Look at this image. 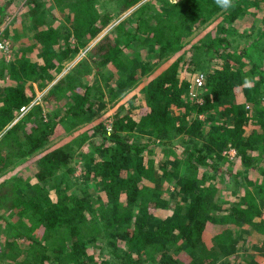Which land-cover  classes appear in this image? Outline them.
<instances>
[{"label":"trees","instance_id":"trees-1","mask_svg":"<svg viewBox=\"0 0 264 264\" xmlns=\"http://www.w3.org/2000/svg\"><path fill=\"white\" fill-rule=\"evenodd\" d=\"M128 1L123 9L136 0ZM103 2L68 3L69 24L65 31L60 29L62 34L48 28L40 0H26V12L18 10L25 27L31 25L34 34L32 43L18 49L19 58L8 69L10 84L0 95V170L14 159L23 161L39 150L47 152L36 160L41 169L33 182L27 183L28 193L23 197L18 190L20 177L6 173L0 180L1 197L19 195L20 199L10 202L17 214L25 217L18 233L0 245V264H234L227 254L239 238L249 237L243 225H252L264 237V208L245 189L231 214L215 212L217 189L210 183L215 174H197V170L213 168L208 160H224L222 153L230 148L245 161L250 159V151H264V47L257 51L264 44V15L262 32L251 45H236L220 32L184 43L185 35L221 10L215 0L166 1L163 9L145 15L146 3L129 26L126 19L114 22L111 12L116 8ZM18 3L0 2V24L17 12ZM233 3L230 14L224 16L231 20L244 10H264V0ZM202 7L208 16L200 11ZM61 38L65 49L57 52L54 47ZM37 43L43 53L32 61L27 54ZM87 46L88 59L81 62L84 71L97 73L116 66L118 77L110 87L116 94L133 87L148 67L147 60H142L144 67L140 65L136 53L128 57L131 48H158L161 53L186 48L188 53L183 52L141 87L143 97L137 105L113 115L109 133L106 123L94 121V114L101 109L89 83L82 85L84 93L75 89L65 95L68 88L61 78L35 100L31 80L40 77L39 89H45L56 79L51 70L58 74L71 52ZM201 53L215 60L211 66L202 65ZM200 74L204 75L202 88H208L203 100L189 94ZM5 76L2 69L0 78L6 80ZM56 98L60 105L52 104ZM63 98L67 99L64 104ZM23 107L27 109L24 113ZM213 113L218 115L211 121L208 116ZM85 123L89 130L82 128ZM63 133H69V139L49 147L53 138ZM183 136H189L190 145L176 144L188 140ZM91 145L93 152L83 151ZM160 151L163 156L158 160ZM76 153L82 159L84 180L71 182L74 189L69 191L57 184L61 188L55 197H46L44 180L69 168ZM261 160L264 163V155ZM68 171H73L72 167ZM249 184H253L251 179ZM90 186L100 189L101 195L95 198ZM5 189L7 195L1 191ZM168 192L179 195L180 201L174 202L171 214L159 218L157 212L171 202ZM260 195L263 199L264 191Z\"/></svg>","mask_w":264,"mask_h":264},{"label":"rangeland","instance_id":"rangeland-1","mask_svg":"<svg viewBox=\"0 0 264 264\" xmlns=\"http://www.w3.org/2000/svg\"><path fill=\"white\" fill-rule=\"evenodd\" d=\"M72 1L74 0H40V2L43 4V8L41 11L44 15L48 16V28L52 27L54 29H57L61 32V34L62 31L66 30L65 28L69 24V20H67V17H69L68 3ZM103 1L106 7L109 6L110 9L111 7L116 8V10L111 12L115 17L114 22H119L123 19H126L125 21L126 23L128 22L129 26L131 21L132 23H134V19L141 11L142 5L146 3L149 4L145 13V15H147L148 12L149 14H151L154 12V10L156 11L157 9H163L164 3L166 1L177 2L179 0H136L134 4L130 5L125 9H123V7L126 6L125 4L129 2L128 0ZM0 2L3 3L4 0H0ZM24 3H26V0H19V7L17 9V12H19V14L16 15V12L14 15L7 16L5 21L0 24V35L5 33V36H0V43H2V46L0 47V71L3 69L4 73H7V76H5L6 80L0 78V95L3 93V88L7 85V83L10 84V80L8 78V69H11V64H15L16 60L19 58V56H16L17 51H19L18 49L21 50L22 48H24V46L32 43L30 41L32 35L34 34V31H32L33 29L31 25L25 27V24L23 22L25 21L24 16L20 13V11H18L21 9L22 13L26 12V7H24L25 5H23ZM202 8L200 11L205 16H208L209 13L204 7ZM256 10L260 11V13H258V11ZM255 11L257 12V14L254 13ZM226 14H230V8L228 10L221 9L218 13L210 16L206 20V22L194 28L192 34H188L187 36L185 35L183 42H196L199 40H203V38L207 36V34H210V32H220L222 33V35H225L231 41H233L236 45H251L255 37H257L262 32L261 18L264 15V10H259L258 8H252L248 11L244 10L238 15V17L235 16L236 18L234 20L224 17ZM61 28L63 29L62 31L60 30ZM97 40H99V37L93 42H91V46ZM70 41L74 47V38L71 37ZM263 47L264 44L261 43L257 51H261ZM41 48L42 46L37 43L36 48L32 52H28L27 55L32 61L39 59L38 55L41 56V54L43 53ZM89 48L90 46H87L85 48L79 49L76 52H71L72 57L64 61L61 71L58 74H56V71L54 69L51 70V73H55L56 79L47 84V80L44 78L42 81L43 83L47 84L45 89H39V81H41L40 77H38V79L31 80V83L33 88L35 89V93L37 94L35 100L40 99L45 93L47 94V90H49L50 87L61 78L65 80L66 87L68 88L65 92V95H70L72 93V90L75 89L79 93H84V88L82 87V85L85 83H89V85L94 88L95 97L97 96L98 98L97 107L101 109L94 114V121L102 120L106 124L112 123V117L116 112H119L124 109H132L135 105H137L143 97V95L139 91L141 87H143L145 83L149 81L154 75L159 72H162L175 58L179 57L183 52L188 53L186 51V48H184L183 50L178 49L174 51H167L165 53H161L158 48H131V52H128V57L131 56V58H133L136 53L140 57V65L144 67V64H142V60H147L148 67L143 68V70L145 71L143 73V76L140 77V79L134 84L133 87L129 88L127 91L121 94H116L114 91L110 90V87L113 85L114 81L118 77V71L116 66L113 68L109 65L110 68L106 67L104 71H100L97 73L84 71L86 68L83 64H81V62L84 59H88L87 54ZM54 49L57 52L65 49L63 38L60 39V43H58L54 47ZM200 57L203 66H211V64H213V62L215 61L211 60L210 58H206V55L204 53H201ZM76 68L77 70L75 71ZM114 74L116 75V77H113ZM67 75L71 77L68 78ZM202 87L203 86L199 87L194 84L193 88L189 90V94L196 97L197 100L200 98L201 100H203L202 95H205L208 88ZM262 100L264 101V98H262ZM64 102H67V99L63 98L61 100L62 104H64ZM47 104L48 103H45V105ZM52 104L60 105L59 99L56 98L52 102ZM246 105L247 107H251L250 102H247ZM44 108L46 109V107ZM249 109L251 110L253 109V107ZM26 110L24 112H26ZM217 115V113H213L211 114V117L208 116V119L212 121V119ZM200 117L204 119L206 117L205 113L204 115L201 114ZM82 128L84 130H89V123H85ZM1 135L2 133H0V137ZM68 135L69 133H63L62 135L55 136L53 138L52 144H50L49 147L60 144L61 139L65 137L69 139L70 136L68 137ZM146 137L148 136L146 135ZM181 138L182 136L178 135L177 140L180 141ZM184 138H187L188 140L184 143L176 144H180V147L190 145L191 140L189 139V136H186ZM200 143H202L201 140ZM87 145L88 144H86V146ZM86 146L83 147V151L89 153L95 148L94 145L88 147ZM7 149L8 147L7 145H5L4 152H6ZM46 152L47 150H39L38 152L34 153L31 157H28L23 161L14 159L9 166L0 170V180L3 176L6 175V173H10L12 176L14 175L15 178L20 177L22 181L18 184V190L19 195L23 197L28 193L27 183L29 181L33 182L34 174L36 172H39L41 169L39 166H37L36 160H38V157H40V155ZM160 152L161 154L156 155V159L158 160L161 159L163 156L162 151ZM258 152V150L252 152L250 151V159H247L245 161L239 156V153L235 148H230L223 151L222 156L225 157L224 160H208L210 163H212L213 168L205 170L203 167L202 169L197 170V174L198 172L199 174H203L206 172L215 174L214 179L210 180V183H212L217 189L213 198V202H215L218 206L217 208H214L215 212L231 214L232 207L240 201V198L242 197L243 191L245 189L249 191L250 197L255 198L258 204L262 208H264V196L262 199V196L260 195V191H264V163L261 160V157L264 155V151L259 153ZM77 153L73 154L72 159L69 163L73 171H68L70 167L62 168L60 173L58 172L57 174L49 176L44 180V183L48 188V192L45 194L46 197H55V194L57 193V188H61L57 187V184L66 186L62 188H67V190L69 191V189L71 188V182H81L84 180V168L80 163L82 159L81 156ZM257 153L258 156H254ZM215 165L219 166L218 170H215ZM238 172H240V175H238L237 177H240L241 180H237L236 175ZM250 179L253 184L248 185V181ZM12 181L16 182V179H12ZM71 189H74V187ZM1 191L2 193L5 192V195H7L6 189ZM89 191L93 192L95 198L101 195V190L97 189L96 186L92 189L90 186ZM19 195L12 194L8 195L10 197L5 198H2L0 195V245L2 246L5 244V240L9 242L8 240L10 239V237L18 233L20 221L22 219H25L24 216H19V214H17L18 210L14 206L15 204L12 205L10 202L17 201L18 199H20ZM168 196L170 197L171 202L166 209H162L157 212L156 215L159 218L171 214L172 209L174 207V202H176L177 200L180 201L179 195L177 196L169 194ZM246 198H244V200ZM201 200H203V197L201 198ZM104 205L107 208L108 205L106 203V200ZM14 215H16L17 217H14ZM242 229L247 230L250 235L249 237H247V239L244 240L239 238V243L236 242V245L227 254L229 260H231L234 264H238L240 262H249L251 260L260 262L264 261V237L257 234L252 225H243ZM242 233L245 235L244 231H242Z\"/></svg>","mask_w":264,"mask_h":264},{"label":"built area","instance_id":"built-area-1","mask_svg":"<svg viewBox=\"0 0 264 264\" xmlns=\"http://www.w3.org/2000/svg\"><path fill=\"white\" fill-rule=\"evenodd\" d=\"M1 46H2V43H0V47ZM195 81H196V86H199V87L203 86L204 75L200 74L199 76L196 77ZM25 110H26V107H23L22 111L24 112ZM106 126H107L108 132L110 133L113 130L112 123H107Z\"/></svg>","mask_w":264,"mask_h":264},{"label":"clouds","instance_id":"clouds-1","mask_svg":"<svg viewBox=\"0 0 264 264\" xmlns=\"http://www.w3.org/2000/svg\"><path fill=\"white\" fill-rule=\"evenodd\" d=\"M215 3L223 10H228L234 6L233 0H215Z\"/></svg>","mask_w":264,"mask_h":264}]
</instances>
